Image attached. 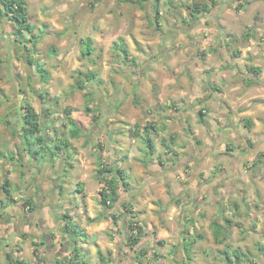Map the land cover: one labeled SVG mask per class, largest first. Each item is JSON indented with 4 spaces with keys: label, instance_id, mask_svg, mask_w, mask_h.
<instances>
[{
    "label": "rangeland",
    "instance_id": "1",
    "mask_svg": "<svg viewBox=\"0 0 264 264\" xmlns=\"http://www.w3.org/2000/svg\"><path fill=\"white\" fill-rule=\"evenodd\" d=\"M25 1L31 33L0 16V264H54L76 244L84 264H264V0ZM101 165L126 173L110 208Z\"/></svg>",
    "mask_w": 264,
    "mask_h": 264
},
{
    "label": "trees",
    "instance_id": "2",
    "mask_svg": "<svg viewBox=\"0 0 264 264\" xmlns=\"http://www.w3.org/2000/svg\"><path fill=\"white\" fill-rule=\"evenodd\" d=\"M158 4L155 3V17L156 20L161 16L160 14V10L157 6ZM189 7H191V16L193 18H197L198 16L196 15L199 11H203L206 10V6L204 5H200L198 3H192L189 5ZM0 16H5L6 19L9 20H13L14 24L16 25V30H15V38L16 40L18 39V35H20L23 31H27L29 33L32 32L33 26L28 22V14H27V6H26V1L25 0H0ZM23 35V34H21ZM30 36L27 39L28 43H32L34 46L36 45V40L35 37ZM22 40H20V42L26 41L25 37L21 38ZM92 45V39L90 37H87L84 39V48L82 50V54L83 55H87L92 53L93 48L91 47ZM115 47H121L124 49V45L121 43H116ZM37 69L38 72L40 73V76L44 79H48L49 77V72L47 69H45V67L41 64L38 63L37 64ZM251 69L253 71H255L256 73L259 72L258 68H254L251 67ZM96 73L94 72H86V76L89 77V79H94ZM79 83V82H78ZM81 86V83L77 84L75 86ZM86 96H87V100H86V105L84 107V111L87 114H91L92 113V119L94 121H96L97 119V115L95 113H93V110L90 108V101L92 98V95L88 92H86ZM69 112V110H68ZM205 111L204 109H200L199 110V120L201 122L204 121V116H205ZM22 121L24 123V126L22 128L23 133H29L30 135H35L36 139H37V143L39 145H41V147L43 145H45V142H43V138L41 135V123H40V119H41V115L39 113H37L35 111V109L29 105L26 104L25 106V112L23 113V115L21 116ZM68 124L70 126L71 129V136L72 137H79L81 135V129L78 126L77 122L69 115L68 117ZM250 120H246V125L250 127ZM136 133H139V130L136 129ZM144 140L147 143V146L149 147V151L153 150V142L152 139L150 138L149 133L145 134ZM65 144V146L68 145L67 142H63ZM57 144V143H56ZM54 144V148H62L59 145ZM50 151H53L54 149L51 148V146H49ZM27 151H29V153L31 152L30 148H27ZM34 153H37V151H34ZM53 153V152H52ZM152 152H150L151 154ZM11 158H13V156H11ZM99 174L101 179L104 181V187L100 190V203L105 207V208H110L113 207L118 201H120L121 199V194L118 192L119 188H123L126 187L127 185V181H126V173L125 171L115 165H101V168L99 169ZM4 185H8L9 181L6 180L5 183H3ZM3 190L5 191V193L8 195L9 194V190L7 188L3 187ZM82 190V188L80 189V191ZM125 191H129L130 189H124ZM122 205H124L125 207H128V202L123 201L121 203ZM25 207L27 205H29V202H25L24 203ZM33 209V208H32ZM38 211V210H37ZM37 214H41L40 210L37 212ZM64 218H66V224L64 226V229L69 233V236L72 238L71 234H75L76 236H80L83 235L81 234V229L79 227L78 224L74 223L72 221V217L70 216V214H64ZM68 219H71L70 221ZM118 218L116 216H114V220L116 222ZM39 223L41 228L44 229V221L42 219H39ZM135 224V225H133ZM138 222H132L130 223V228H131V234L129 236V241L130 244L134 247L136 246L141 239L140 233H141V228L137 227ZM217 227L215 228V230L219 231V226L216 225ZM141 229V230H140ZM45 230V229H44ZM46 231V230H45ZM191 243V242H190ZM190 243L189 246H190ZM186 245V244H185ZM188 249V246H187ZM144 250H142L143 253ZM262 251H264V248L262 249ZM224 253L227 255V258L229 259V255L226 251H224ZM237 256H239V252L236 251ZM100 255V259L101 261H103V257L101 256V253H99ZM9 257V256H8ZM85 260L84 258L81 257L80 253H79V249L74 247L72 254L71 255H65V256H61L59 258H57V260L55 261L54 264H84ZM11 264H23V262L21 260H16L14 262H11Z\"/></svg>",
    "mask_w": 264,
    "mask_h": 264
},
{
    "label": "crops",
    "instance_id": "3",
    "mask_svg": "<svg viewBox=\"0 0 264 264\" xmlns=\"http://www.w3.org/2000/svg\"><path fill=\"white\" fill-rule=\"evenodd\" d=\"M252 120H254L255 121V119H253V118H251ZM229 123H230V121H229ZM262 142H264V141H262ZM260 142H258V144H259ZM64 214H65V212H64ZM66 214H69V213H67L66 212ZM74 220V219H73ZM44 221V220H43ZM90 221H92V220H90ZM97 221V220H96ZM79 225V224H78ZM92 225V224H91ZM91 225H87L85 228L87 229V232L84 230V228H82L80 225H79V227H80V229H81V234H83V237H85L86 238V242H88V240L91 238V241L93 242V238L90 236L91 234V230H90V226ZM44 226H45V222H44ZM88 233H89V235H88ZM83 237H81V238H83ZM95 240V242H96V239H94ZM73 247H76V248H78L77 247V244L75 245V246H73Z\"/></svg>",
    "mask_w": 264,
    "mask_h": 264
}]
</instances>
